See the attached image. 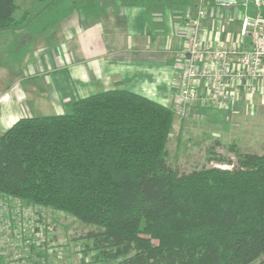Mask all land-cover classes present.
<instances>
[{
  "label": "trees",
  "instance_id": "trees-1",
  "mask_svg": "<svg viewBox=\"0 0 264 264\" xmlns=\"http://www.w3.org/2000/svg\"><path fill=\"white\" fill-rule=\"evenodd\" d=\"M39 2L19 20L15 0H0V34L26 28L8 55L24 56L85 0ZM175 117L126 89L81 98L67 114L23 117L0 134V194L94 227L93 245H76L81 264L130 251L126 264H264V149L237 154L230 169L181 172L167 162Z\"/></svg>",
  "mask_w": 264,
  "mask_h": 264
},
{
  "label": "crops",
  "instance_id": "crops-1",
  "mask_svg": "<svg viewBox=\"0 0 264 264\" xmlns=\"http://www.w3.org/2000/svg\"><path fill=\"white\" fill-rule=\"evenodd\" d=\"M179 1L183 4L85 0L36 36L18 65L0 64V80L6 82H0V134L23 117L67 114L79 99L112 89L172 107L185 65L184 18L200 6L208 10L202 23L205 43L252 46V35L241 32L243 16L253 20L259 14L253 0ZM230 92L228 107L200 100L186 116L175 117L173 129L196 120L212 128L229 127L236 118L251 115V105L264 116V84L251 93L242 80Z\"/></svg>",
  "mask_w": 264,
  "mask_h": 264
},
{
  "label": "built area",
  "instance_id": "built-area-1",
  "mask_svg": "<svg viewBox=\"0 0 264 264\" xmlns=\"http://www.w3.org/2000/svg\"><path fill=\"white\" fill-rule=\"evenodd\" d=\"M227 2L232 0H218ZM259 11L255 19L243 16L241 35H252V46L240 42L214 44L202 39V23L208 10L200 6L186 15L185 65L179 90L174 94L176 117L186 116L203 100L226 108L233 99L230 87L244 80L253 93L264 84V0H253ZM77 259L82 258L77 247ZM66 248L59 239L57 223L39 205L0 194V264H66Z\"/></svg>",
  "mask_w": 264,
  "mask_h": 264
},
{
  "label": "rangeland",
  "instance_id": "rangeland-1",
  "mask_svg": "<svg viewBox=\"0 0 264 264\" xmlns=\"http://www.w3.org/2000/svg\"><path fill=\"white\" fill-rule=\"evenodd\" d=\"M15 2L18 5L15 17L19 20L26 12L35 11L40 7L39 0H15ZM176 3L183 4L180 1ZM261 12H264V7ZM25 29H12L0 34V64L7 61L8 64L18 65L24 58L20 56L19 50V53L9 55L8 50L15 43L16 36L26 32ZM0 82L6 83L4 80ZM251 106V115L236 118L232 125L229 126L227 123L229 127L212 128L196 120L180 130V125L177 123L167 144L168 164L185 173L213 166L230 169L232 165L229 163L235 164L239 160L237 154L261 153L264 149V116H259L255 112V106ZM48 214L58 225L59 239L66 248V264H81L75 253L76 245L79 244L78 242L93 245L94 239L87 237V233L94 227L64 212L49 210ZM79 248L81 250V247ZM93 253H95L94 250H89L88 255ZM132 253L130 251L127 255L114 256L111 252H107L106 255L94 256V260L88 257V261L91 262L88 264H126V259Z\"/></svg>",
  "mask_w": 264,
  "mask_h": 264
}]
</instances>
